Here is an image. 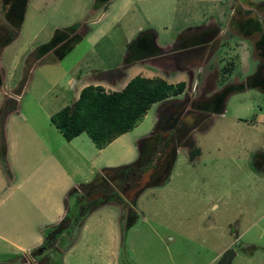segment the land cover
<instances>
[{
	"label": "rangeland",
	"instance_id": "374dc122",
	"mask_svg": "<svg viewBox=\"0 0 264 264\" xmlns=\"http://www.w3.org/2000/svg\"><path fill=\"white\" fill-rule=\"evenodd\" d=\"M15 1L13 7L10 0L0 9L6 15L12 8L23 15L25 7L18 3L21 0ZM108 1L32 0L21 34L4 49L3 45L11 38L0 37V107L10 95L16 99L17 109L7 117L10 128L22 130L21 140L25 126H35L41 140L49 144L56 145L64 139L50 115L71 104L75 96L66 84L55 82L61 75L66 81L68 67L76 73L90 74L92 80L116 67L141 32L149 35L147 32L157 31L160 44L167 46L187 27L202 25L210 18L220 21L225 31L223 41L231 37L229 40L237 51L235 42L246 40L252 51L251 40L244 38L243 30L234 25L233 12L239 14L238 20L249 18L246 15L250 14L264 22V6L256 8L264 0ZM94 18L100 19L96 27L93 25L96 30L88 37L83 36L89 26L87 21ZM75 23L81 25L78 31L68 29L63 39L56 36L55 29L66 30ZM45 42L48 48L59 45L64 50L71 48V52L58 65L33 63L31 68L32 49ZM226 46L215 50L217 59L212 61L217 68L216 88L231 85L223 103L200 99L190 106L188 102L189 110L199 107L208 110L195 115L185 111L184 103L181 106L171 98L163 103L162 121L154 135L151 133L158 119L156 107L138 123V129L123 133L95 154L94 171L118 167L135 161L140 141L149 138L142 144L145 156L139 167L105 171L106 175L97 176L82 192L75 190L74 195L104 193V196H97L87 212L82 208V216L76 223L72 221L69 234L66 232L51 242L47 253L50 258L44 264H217L229 249L234 251L231 264H264V93L258 82L256 86L247 84L248 76L257 67L264 78V48L255 53L261 62L257 64L252 57L250 69L246 70ZM61 49L57 56L62 55ZM201 69L214 68L207 62ZM201 69L199 80L203 85L205 72ZM129 75L150 74L148 66L139 63L129 70ZM214 75L207 89L214 87ZM169 79L188 81L189 73L180 70L177 77ZM189 142L192 146L184 144ZM180 143L182 146H177ZM129 147L133 152L126 154L129 159L124 161L120 154ZM194 148L199 149V154L192 157L190 150ZM174 155L175 162L165 182ZM162 158L163 169L150 178L151 172H147ZM0 168L5 188L11 182ZM125 184L130 187L124 188ZM134 186L137 188L133 190ZM80 203L84 204V199ZM69 207L72 217L77 216L78 204ZM85 213L88 216L83 217ZM127 222H132V227L126 229ZM249 248L254 250L250 253Z\"/></svg>",
	"mask_w": 264,
	"mask_h": 264
},
{
	"label": "crops",
	"instance_id": "0c3cea01",
	"mask_svg": "<svg viewBox=\"0 0 264 264\" xmlns=\"http://www.w3.org/2000/svg\"><path fill=\"white\" fill-rule=\"evenodd\" d=\"M6 1L10 2V0H0V6H2V4ZM31 1L32 0H21L18 2L21 6H23V8L25 7V13L23 15H21L20 10L16 11L13 8L12 10H9L6 15L5 12L0 9V37L11 38L9 43L3 45V49L9 45L14 38L21 34L25 25L28 9L30 5H32ZM109 1L107 3H109ZM14 2L16 1L12 0V7L14 6ZM237 5L238 6H236V9L234 8V11L238 9L239 3ZM233 15L232 19H235L234 25L237 28L239 27V30H243L242 36L244 38H249L251 40L252 51L249 49L250 45L246 40H238L235 42L238 45L237 51L233 48L234 43H231L229 40L231 37H227L223 41L222 38L225 31L221 27L220 21L210 18L208 22L198 26L187 27L182 33L180 32L178 34L179 38L184 34L191 36L199 33L203 38L199 41H193L187 45L188 47L193 46L192 44H200V47H194L193 49H189V51H187L189 53L186 59L187 68L192 67L193 62L197 60H200L202 65L209 62L211 64V68H216L212 62L213 59L216 58L215 50L223 44L227 45L226 47H228L231 52L230 54L234 55L238 63L246 70L250 69V61L252 57L258 61L257 64L261 62L259 56L256 57L255 53H257L260 49L259 42L263 40L261 33L264 34V28H262L261 23L257 22V19H255L253 15L248 14L246 16L251 17L245 19L241 18V20H238L237 18L239 17V14H234L233 12ZM87 22L89 23V26L83 36L87 35L88 37L90 36L89 34H93L96 30L93 28V25L96 27V25L100 23V19L94 18ZM80 27L81 25L78 27L77 31ZM63 28H57L55 29V32H58L57 34L60 35V37L65 38L67 35L66 33L69 31ZM36 34L37 33H35V36ZM255 34L257 35L256 38H254ZM153 35L155 37V44H157L160 48L165 50L168 46H170V44L167 46H162L160 44L159 33L157 31L153 30ZM46 43L47 42L44 44H38V47L36 46L32 49L30 57L32 58L33 56L31 68L33 63L35 64L34 66L49 64L58 65L57 63L63 62V60H65L71 52V48L65 51L59 45L48 48V46L45 45ZM228 43L230 45H228ZM60 49L62 50V55L60 54L57 56L56 52H59ZM127 53L128 51L124 54V56ZM48 58H50V61H47ZM123 58L116 67L110 70L120 68V66H122ZM139 63L148 66L150 75H145L146 77L162 78L171 83H176L177 81H171L169 78L177 77V72L181 70L177 69L179 62L175 60H168V58L166 60L143 59L141 61H135L128 64L124 68L122 75L113 80H107L108 78L100 75L99 77H92L91 80L89 77L91 76L90 74L83 75L80 71L76 73L72 68L70 69V67H68L65 75L66 81L63 82V75H61L55 82H62V84H66L68 86L69 90L74 91V101L78 97L80 90L86 85H100L103 88H109V90H106L107 88H105V91H116L122 89L132 77L136 76L129 75L130 77H127L129 70ZM182 81L186 80L182 79ZM218 89L219 88L215 87V89H209L208 91L212 92L213 90ZM9 92L16 95L13 91ZM10 97L12 96L10 95ZM169 99L171 98L169 97L164 101L152 104L147 113H149L153 107H156L158 111L156 115V117L158 116V121L163 103ZM147 113L142 117V119L147 115ZM8 117L5 125V131L7 140V159L12 174L11 177H9L11 183L8 184L7 187L3 188L5 185V177L3 178V176H1L0 168V253L24 254L43 243V230L46 227L55 225L64 218L67 208L65 202L68 192L73 187L77 188L79 184L91 182L95 178V173L97 175V173L100 172V170L98 172L94 171L95 154L101 153L103 149L119 139L120 136L125 133L115 138L103 148H97L86 132L80 133L71 140H65V138L63 140H59L55 145L41 140L40 135L35 131V129H37L35 126H25V136L23 140H21L22 130L15 131L10 128ZM138 123L133 129H138L140 127L137 126ZM143 134L144 132L139 134V136ZM132 152V147H129V149H126L125 152L120 154V157H124V161L128 160L129 157H126L125 155H129ZM87 166L88 168L85 170ZM77 180L80 182H77ZM86 224L83 226V230ZM253 250L254 249L249 248L250 253ZM64 263H66V259Z\"/></svg>",
	"mask_w": 264,
	"mask_h": 264
},
{
	"label": "trees",
	"instance_id": "16d2710c",
	"mask_svg": "<svg viewBox=\"0 0 264 264\" xmlns=\"http://www.w3.org/2000/svg\"><path fill=\"white\" fill-rule=\"evenodd\" d=\"M78 26L79 23L72 24L70 27H67V30H76ZM147 34L150 36L149 41H144L143 43H138L135 41L131 43L128 54L124 59V65L132 63L138 59H144L149 56L156 55L157 53H162L161 49L158 48H156L157 52L146 50L147 46L154 44L153 32L149 31ZM56 36L60 37L58 34ZM140 36H144V33L141 32ZM60 40L61 39L57 41L59 42ZM79 40L80 38L73 43H77ZM68 49L69 47L66 48V50ZM111 71L113 70L102 72L101 76L105 78L111 77L110 74H108ZM116 71L119 75H122L123 73V69ZM260 73L261 71L257 70V72L252 77H249L247 84L251 82L253 86H256L258 82L259 89L264 93V78L260 76ZM184 87L185 83L182 81L178 83H171L162 78H150L142 75H136L132 77L122 89L116 91H105V89L100 85H86L80 90L78 97L71 104L65 105L51 115V121L59 129L66 140H71L80 133L86 132L97 148H103L121 134L133 129L147 113L152 104L159 101H164L169 97L178 94L184 89ZM238 88L241 89V87ZM228 90H230L229 87L225 88L218 96L216 99L218 103H223L226 95L228 94ZM212 102H215V100ZM16 109L17 101L12 97L5 98L0 107V164L8 177H11L12 172L7 159L5 124L8 114ZM161 121L162 120L159 118L151 135H154V131L158 130ZM184 133H182V135ZM182 135L176 141L180 140ZM185 137L186 135H184V138ZM148 139V137H145V140L142 139L140 141V154L135 161L118 167L103 168L99 173H97L92 181H94L97 176L103 177L106 175L104 172L108 170L121 169L127 171L139 167L142 164L143 158L145 156L143 153L142 144H146ZM184 144L192 146L191 142ZM177 146H182V143L178 144ZM190 154L191 156L199 154V149L194 148L190 150ZM174 162L175 155L167 167L168 175L164 180L165 182L172 171ZM257 167L259 168V166ZM92 181L86 184H79L77 188L73 187L68 192L65 202L67 208L64 218L59 223L48 226L43 230L44 241L41 245L29 250L24 254L0 253V264H24L26 260L28 261V264H44L47 260H49L50 256L47 253L49 249H51V242L58 239V237H60L62 234H65L66 232L69 234L71 227L74 225L72 221L75 220L76 223L78 217L82 216V212L80 213L81 210H79V208L77 216L72 217L70 214L72 208L70 209L69 206L79 204L80 201L77 202V200L82 195H74L76 192L75 190L81 191V189H83L85 186H89ZM72 197L73 199H71ZM87 211L88 209L86 212ZM86 215L87 213H85L83 217ZM130 217L131 213L127 215L128 219H130ZM71 223L72 225H70ZM132 225V222H127V224L125 223V228L127 229L132 227Z\"/></svg>",
	"mask_w": 264,
	"mask_h": 264
},
{
	"label": "flooded vegetation",
	"instance_id": "af4514ba",
	"mask_svg": "<svg viewBox=\"0 0 264 264\" xmlns=\"http://www.w3.org/2000/svg\"><path fill=\"white\" fill-rule=\"evenodd\" d=\"M260 5L264 6V2H260L257 5L256 8H258ZM259 21H261L260 23L262 25V28H264V24H263L264 22H262V20H260V19H257V22H259ZM263 35L264 34L261 33L262 39L264 40ZM149 37H150L149 35H144V36L141 37L140 34H138V36L134 40H132L131 43H133L135 41L138 42V43H143L144 41L147 42L150 39ZM200 39H203V38H202V35H200L199 33H196V34L191 35V36L190 35L187 36L186 34H184V35H182L179 38L177 37V39L173 43H170V46H168L164 50L163 48H160L157 44H155V37H154L153 38L154 44L147 46L146 50H149V51H152V52H157L156 48H158V49H161L162 53H157L156 55H152V56H149L147 58H144V59H161V60H164V59L166 60L168 58V60H170V59L171 60H175V61L179 62L178 66H177V69H181L182 71L187 70L188 73H190L191 80H190V75H189L188 81L187 80L186 81H182L181 80L182 82L185 83L184 89L181 92H179L178 94H176V95H174V96H172L170 98H172L173 100H177L176 102H180L181 106L184 103V106L186 108L185 111H187V112H189L191 114H195V115H197V112H200V108L194 109V110H189L187 108V105L189 103H190L189 105L192 106L195 102L200 101V99L201 100L210 101V102L213 101V100H216L218 98V96L223 92V90L225 88H228V87L231 86L230 84H227V85H225L224 87H222V88H220L218 90H213L212 92H209L208 91L209 89L210 90L211 89H215V87H216L215 80H216L217 76L215 77L214 74L217 72V68L210 69V70L207 69V71H204L203 69H201L202 68V64L200 63V60H197V61L193 62V64H192L193 66L192 67H190V68L186 67V59H187L188 54H189L187 51H189V49H193L194 47H196V48L200 47L199 46L200 44H192L193 46H188V47H187V45L189 43L193 42V41L194 42L195 41H199ZM263 40L259 42V46L264 48V41ZM131 43H130V45H131ZM194 45H196V46H194ZM261 47H260V49H261ZM263 48H262L261 52H263ZM128 50H129V48H128ZM127 54L123 58L122 66H120V68H116L113 71L108 73V74H110L111 77H106V78H108L107 80H113V79H116V78L120 77V75L118 74V72L116 70L123 69V71H124V68L128 65V64L124 65V59L127 56ZM141 60H143V59H138L136 61H141ZM200 69L205 72V78H204V84L203 85H200V80H199ZM257 70H258V68L256 69L255 73L257 72ZM254 74L249 75L248 79H249V77H252ZM213 75H214V78L212 79V85H214V87L213 88L211 87V88L207 89V84L211 82V78H212ZM181 81H178V82H181ZM178 82H176V83H178ZM187 84H188V86H187ZM181 95H183V96L181 97ZM192 102H194V103L192 104ZM171 109L172 108H170V111H171ZM173 111H175V110H173ZM206 111H208V110L206 109ZM206 111L201 110L200 113H202V112L207 113ZM160 117H161V115H159V118ZM160 124H161V122H160ZM154 128H155V126H154ZM168 145H173V144L172 143H168ZM163 165H164V159L162 158L161 162L159 164H157V166L155 168H150V171L147 172V173L151 172L150 178H151L152 175H156L157 176L160 173V170L163 169ZM145 186H144V188H145ZM127 187H130V186L128 184H125L124 188L127 189ZM132 188L134 190L137 187L134 186ZM142 188L143 187H140V190ZM122 192L124 193L125 190H123ZM85 195H87V194H82L79 197V199L77 200V202H79V201H81L83 199L85 201L84 204H81V203L78 204L79 210H82V208H85L86 210L89 209L97 201L98 197L100 198V197L104 196V193L99 194V196L97 195V193L88 194L87 196H85Z\"/></svg>",
	"mask_w": 264,
	"mask_h": 264
},
{
	"label": "water",
	"instance_id": "95a60500",
	"mask_svg": "<svg viewBox=\"0 0 264 264\" xmlns=\"http://www.w3.org/2000/svg\"><path fill=\"white\" fill-rule=\"evenodd\" d=\"M234 255V251L229 249V250H226L221 258L219 259L218 263L217 264H231V258L232 256Z\"/></svg>",
	"mask_w": 264,
	"mask_h": 264
}]
</instances>
